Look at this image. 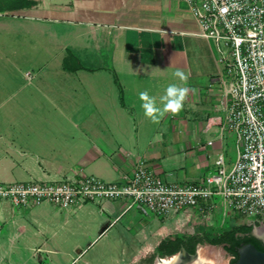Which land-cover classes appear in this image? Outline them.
Returning <instances> with one entry per match:
<instances>
[{"label":"crops","instance_id":"crops-1","mask_svg":"<svg viewBox=\"0 0 264 264\" xmlns=\"http://www.w3.org/2000/svg\"><path fill=\"white\" fill-rule=\"evenodd\" d=\"M37 1L8 15L43 31L52 70L45 67L43 81L30 83L12 111L0 114L1 182L84 171L122 183L141 161L169 183L202 184L213 174L229 138L219 137L229 50L200 33L185 1ZM169 84L188 89L183 107L154 123L139 94L147 91L162 107ZM22 86L16 84L17 95ZM127 206L126 199L107 198L64 213L51 203L0 202V264H10L9 256L24 246L46 253L74 246L75 261L101 237L109 250L141 243L126 262L136 264L172 235L164 224L149 233ZM98 259L86 263L109 257Z\"/></svg>","mask_w":264,"mask_h":264},{"label":"built area","instance_id":"built-area-1","mask_svg":"<svg viewBox=\"0 0 264 264\" xmlns=\"http://www.w3.org/2000/svg\"><path fill=\"white\" fill-rule=\"evenodd\" d=\"M183 1L200 33L229 50L227 76L222 77L228 101L219 137L237 134L240 146L233 165L228 168L225 154H219L218 171L202 184L166 182L142 161L122 183L84 171L58 180L0 181V202L24 208L51 203L70 210L87 201L126 199L127 209L137 206L163 219L178 216L171 234H192L199 226L214 225L217 204L210 199L219 193L224 208L240 218L234 217L233 224L264 223V0ZM189 225L193 231L186 230Z\"/></svg>","mask_w":264,"mask_h":264},{"label":"rangeland","instance_id":"rangeland-1","mask_svg":"<svg viewBox=\"0 0 264 264\" xmlns=\"http://www.w3.org/2000/svg\"><path fill=\"white\" fill-rule=\"evenodd\" d=\"M8 14L10 12H0V114H7L12 111L15 102L19 97H23V93L28 90L30 83L43 81L42 77L45 67L49 68L47 70H52V66L49 65L50 62L47 60L48 58L44 57L45 41L42 37L43 31L40 28L33 29V26L29 25L32 23H21L22 20L18 21L15 16ZM34 32L37 35L35 40H33L32 36L29 37V34ZM15 65H18L20 68L16 69ZM38 75H41V77ZM17 83L26 84V87L22 86L24 89H22L19 95L15 93ZM227 137L229 138L226 143L225 156L228 168H230L237 159L240 144L237 134L231 133ZM217 171L218 169L213 173ZM210 202L217 204L214 224L216 222L222 224H228V222L235 223L233 218H239L232 208H224L225 198L223 195L214 193ZM66 211L63 212L65 213ZM132 211L137 212L138 218L140 217L139 223L143 226L146 224L149 233L163 224L169 225L171 231H175L176 229L177 223H175V219L178 216L163 219L153 213L145 214L137 206H134ZM193 228L194 226L189 225L186 230L193 231ZM61 230L59 228V231ZM106 243L107 237L98 238L92 245L86 248L83 253L85 254L84 257L75 261H73V258L79 255V251L74 246L63 247L58 252L50 253L38 250L34 251L24 246L20 250L15 251L14 257L12 255L9 256L6 262L9 261L10 264H90L86 262L109 257V260L104 264H126L132 255L139 251V247L141 246V243L137 242L135 244L134 242H130L131 246H128L126 250L122 248L109 250L105 248ZM208 246L220 250L218 258L212 259L211 262L219 261L225 256L221 245L212 246L205 244L201 247ZM123 251L126 252L123 253ZM94 264L103 263L99 261Z\"/></svg>","mask_w":264,"mask_h":264},{"label":"trees","instance_id":"trees-1","mask_svg":"<svg viewBox=\"0 0 264 264\" xmlns=\"http://www.w3.org/2000/svg\"><path fill=\"white\" fill-rule=\"evenodd\" d=\"M36 0H0V12H15L32 7ZM252 227L244 224L217 223L211 226H199L192 234L177 233L164 239L158 250L162 255L176 253L182 246H190L191 253L196 251L197 243L206 242L213 245H224L227 251H231L233 245L240 242L236 234L238 231H249Z\"/></svg>","mask_w":264,"mask_h":264},{"label":"flooded vegetation","instance_id":"flooded-vegetation-1","mask_svg":"<svg viewBox=\"0 0 264 264\" xmlns=\"http://www.w3.org/2000/svg\"><path fill=\"white\" fill-rule=\"evenodd\" d=\"M244 225L251 226L252 228L249 231L236 232V234L241 240L239 243L233 245V248L231 251H227L224 247L221 246L223 248V251L225 252V256L223 258H221L219 261L216 260L214 262H211L210 260L202 264H237V262L240 259L241 249L249 245H254L259 251L264 252V223L263 224L245 223ZM205 244H209V243H206V242L197 243L196 251L194 253H191V250L189 249L190 246L188 247L185 245V246L180 247V249L174 254H179V255H182L184 259H189L193 256H197L199 253V248ZM209 245H212V244H209ZM212 246H218V245H212ZM158 247L157 249L153 250L152 253L142 258L136 264H155L158 258H164V257L170 256V255H162L161 251L158 250ZM159 263H163V261H159L158 264Z\"/></svg>","mask_w":264,"mask_h":264},{"label":"clouds","instance_id":"clouds-1","mask_svg":"<svg viewBox=\"0 0 264 264\" xmlns=\"http://www.w3.org/2000/svg\"><path fill=\"white\" fill-rule=\"evenodd\" d=\"M176 76L181 80H185L186 76L183 72L177 71ZM187 88L178 86L177 84H169L165 90V95L160 99L163 102V106L157 104L155 97H150L147 93L141 92L139 94L140 99L143 101V108L145 115L148 116L152 122L159 123L165 112L170 111L172 113L179 112L183 107V101L185 99ZM175 259V257H173Z\"/></svg>","mask_w":264,"mask_h":264},{"label":"bare ground","instance_id":"bare-ground-1","mask_svg":"<svg viewBox=\"0 0 264 264\" xmlns=\"http://www.w3.org/2000/svg\"><path fill=\"white\" fill-rule=\"evenodd\" d=\"M146 250H144V253ZM220 250H217L213 247H200L199 253L197 256H193L189 259H184L182 255H177L175 259H165L163 263L159 264H202L204 262L210 261L212 259H217L219 256Z\"/></svg>","mask_w":264,"mask_h":264},{"label":"water","instance_id":"water-1","mask_svg":"<svg viewBox=\"0 0 264 264\" xmlns=\"http://www.w3.org/2000/svg\"><path fill=\"white\" fill-rule=\"evenodd\" d=\"M221 246L224 247V245ZM177 255L179 254H172L164 258H158L155 264H158L159 261L176 257ZM237 264H264V252L259 251L254 245L245 246L240 251V259Z\"/></svg>","mask_w":264,"mask_h":264}]
</instances>
